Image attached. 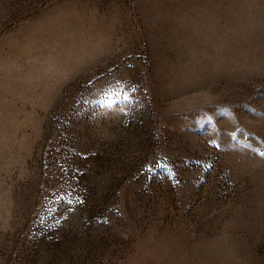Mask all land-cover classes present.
<instances>
[{
  "label": "rangeland",
  "instance_id": "rangeland-1",
  "mask_svg": "<svg viewBox=\"0 0 264 264\" xmlns=\"http://www.w3.org/2000/svg\"><path fill=\"white\" fill-rule=\"evenodd\" d=\"M0 264H264V0H0Z\"/></svg>",
  "mask_w": 264,
  "mask_h": 264
}]
</instances>
